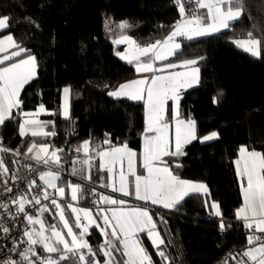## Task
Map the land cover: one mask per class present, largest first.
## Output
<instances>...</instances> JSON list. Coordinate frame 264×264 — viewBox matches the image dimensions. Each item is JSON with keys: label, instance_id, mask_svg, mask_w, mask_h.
<instances>
[{"label": "trees", "instance_id": "16d2710c", "mask_svg": "<svg viewBox=\"0 0 264 264\" xmlns=\"http://www.w3.org/2000/svg\"><path fill=\"white\" fill-rule=\"evenodd\" d=\"M195 2L181 0L187 11ZM5 16L9 27L2 33L12 34L21 47L30 50L9 62L31 54L38 63L37 77L22 90L20 108L0 126V142L12 150L5 161L13 171L16 150L26 154L34 138L20 135L22 115L43 105L53 112L43 120L55 132L54 146L63 149L61 171L68 172L73 161L83 156L76 151L83 142L91 144L90 184L81 187V203L89 204L94 187L104 179L96 153L125 143L140 151L144 140V102L108 94L135 74L134 66L117 54L123 46L114 43L110 23L133 24L130 34L139 46H146L171 33L181 19L179 6L176 0H0V17ZM258 26H264V0H243L242 16L228 28L183 42L166 62L196 60L200 70L199 84L185 90L180 103L181 117L196 121L198 139L184 147L185 155L170 156L166 162L179 178L205 183L222 217L211 214L204 207L205 196L195 193L172 209L154 208L168 260L146 240L153 264H238L242 259L238 254L248 246L245 225L236 218L242 197L234 161L243 145L264 153V42L261 57L255 58L234 41L248 37L249 32L260 38ZM64 87L71 88L68 119L61 114ZM221 91L219 103L213 104ZM213 131L218 132V139L200 142L199 138ZM105 139L111 145L104 144ZM3 180L7 185L10 182L0 178V189L5 187ZM66 180L62 177L61 182ZM90 233L88 241L102 259V236L96 229ZM59 264L76 262L70 258Z\"/></svg>", "mask_w": 264, "mask_h": 264}, {"label": "snow or ice", "instance_id": "6c2138e0", "mask_svg": "<svg viewBox=\"0 0 264 264\" xmlns=\"http://www.w3.org/2000/svg\"><path fill=\"white\" fill-rule=\"evenodd\" d=\"M181 14V21H178L173 26L171 33L163 40H157L155 43L146 46H139L130 37L124 35L120 39L114 41L116 44L126 43L129 45L127 54L117 53L122 59L129 63L136 61V71L138 73H155L163 71L156 69L153 61L166 60L169 56L176 55L177 50L181 45L175 42V37L184 35L188 39L195 36H203L211 33L220 32L221 29L229 27V22L239 19L243 14V0H196V5L200 9H206L207 15L204 19L210 23H203L202 18L195 13L190 18L187 17L184 4L181 0H176ZM106 21V26H108ZM9 27V17H0V30ZM39 27V25H37ZM118 27L126 29L130 27L127 21H122ZM261 37L257 38L253 32H249L247 39H239L234 41L238 48L247 52L252 57H261V44L264 42V26H258ZM9 48H16L18 51L11 53V56L5 55L0 58V64L4 61H9L12 57H17L21 52L30 53V50L21 47L13 35H7L0 39V53L6 52ZM141 57L146 58L141 61ZM203 59V57L201 58ZM196 60L184 61L182 67L196 64ZM167 68H175L176 64L169 63ZM38 63L34 55L28 54L26 58H22L7 66L0 67V125H4L6 120L12 118V110L19 109L22 101L20 100V92L24 85L29 83L37 75ZM199 82V68H191L186 72L169 73L168 75H152L149 78L129 81L119 86L115 91L108 94L114 98L127 97L133 101H143L145 106L146 128L143 146V168L146 169L147 175L136 174L137 153L130 150L127 144L120 147H110L107 150H101L96 153L100 159L99 168L106 170L108 173H114L115 166L120 165L119 171V188L111 185L113 191H119L123 195H129L128 176L124 172V161L127 160L128 173L135 178L134 189L135 197L138 200L151 202L152 204L162 205L166 209H172L179 204L189 194H202L210 197L209 189L204 183L191 182L180 179L174 175L167 162L162 160L164 156H183L185 145L198 139L196 135V121L188 118L187 120L180 118L179 99L180 90L192 87L193 84ZM70 89L65 87L63 115L65 119L69 118L68 95ZM223 92H219L213 97V104H218L222 98ZM169 100L174 102L171 116L175 120V135H174V151H170L173 140L169 136V122L166 115L169 112L166 105ZM44 106L41 105L37 113H23L25 117L38 115L39 112H44ZM32 126V127H28ZM45 125L35 119H25L20 124V135L25 136L31 133L32 136H49L55 135V132H45ZM147 133H155L147 135ZM107 135V134H106ZM219 138L216 131L205 135L200 139V142L211 141ZM104 144L111 145L110 139H105ZM38 148V151H35ZM83 150L85 155L90 151V142L85 141L79 146L76 151ZM12 151L5 148L0 142V153ZM63 149H53L49 151L48 145H37L33 143L27 148V153H34L33 159L37 163L45 165H60L61 156L58 154ZM16 155L19 150H16ZM43 154V155H41ZM91 157L82 161H73V165L80 163L91 167ZM157 162L164 166H158ZM237 176L241 180V191L243 196V205L236 211V218L245 221V227L250 230L251 235L247 236V247L238 255L242 259L238 264H264V153L249 150L246 146H241L238 149V158L234 161ZM180 165L177 164V167ZM77 168L72 169L73 174L77 173ZM9 168L5 165L4 159L0 157V178L7 176ZM11 179L15 182L17 177L12 175ZM39 179L43 181L48 188L55 189L56 192L63 197L65 189L58 187L56 181L60 179L59 172L48 171L41 173ZM7 180H3L5 187L3 192L13 193L12 187H7ZM107 187L109 185H101ZM28 191L36 187V181L28 182ZM71 189V199L78 200V194L81 192V185H69ZM49 193L46 189L43 190V199L49 200ZM100 201L104 204L123 205L124 200L117 201L108 196L101 195ZM11 205L15 206V213L9 210L8 202H0V209H4L7 214L13 219H17L19 214H24V219L27 221V227L23 231L22 237L18 238L19 243H26L27 247L17 252L18 243L14 240L13 246L10 249L17 252L19 260L11 257L0 261V264H59L60 261H68L74 258L76 264H100V261L95 257L97 252L93 250L85 236L91 235L89 232L90 226H95L101 230V234L105 237L104 243L100 245L99 251L103 253L104 264H121L116 260L114 252H120L126 259L122 264H152L151 257L146 249L142 246L137 234L147 230V235L151 239L154 247L159 249L164 240L160 238V234L156 231V224L153 217L149 214L147 208L136 207L130 210L122 208H112L111 217L106 214L105 209L100 208L97 212L98 217H102L103 226L97 222V219L92 218V210L80 208L77 209L71 204L67 205L72 213L75 214V228L80 229L79 232L73 231V226L69 224V220L65 216V210L60 206L56 199H51V204L56 208V215L63 224V228L67 229L65 234L58 230L55 224L48 227L44 221L38 216L28 214L26 205H41L39 196H31L28 194L18 193L10 198ZM205 208H211L214 215L222 217L219 204L209 201H204ZM37 211L42 215L44 212L50 211L47 205H42ZM88 221V223H84ZM114 221V223H113ZM39 225V230L34 226ZM220 230L225 231V222L221 219L219 224ZM108 229H111L110 233ZM12 229L0 222V232L10 234ZM50 232V235H46ZM259 233V234H258ZM118 241L121 247L114 243L113 239ZM23 238H26L23 239ZM39 245L44 252L48 254H58L56 258L52 255L40 256L36 251V246ZM165 261L168 257L163 251H159ZM35 257V259H33ZM231 259L235 260L236 256Z\"/></svg>", "mask_w": 264, "mask_h": 264}, {"label": "crops", "instance_id": "0c3cea01", "mask_svg": "<svg viewBox=\"0 0 264 264\" xmlns=\"http://www.w3.org/2000/svg\"><path fill=\"white\" fill-rule=\"evenodd\" d=\"M195 1H196V0H195ZM200 10L202 11L201 16H200L201 18H202L203 16L207 15V10H206V9H200ZM180 21H181V19H180ZM233 21H234V20H233ZM230 22H232V21H230ZM230 22H229V23H230ZM119 24H120V23H118V24L110 23V30H111V32L113 33V39H114V41H116V40L120 39L122 36L126 35L125 33L123 34V32L120 31V28L118 27ZM5 29H6V28H5ZM3 30H4V29H3ZM3 30H0V39H3V38L6 37L7 35H12V34H10V33H2ZM126 33H127L128 37H130L132 40L135 41L134 37L130 34V30H129V29L126 31ZM179 36H184V35H179ZM13 37H14V36H13ZM198 37H199V36H195V37H193L192 39H196V38H198ZM14 39H15V38H14ZM189 40H191V39H189ZM175 42H176V43H179V44L182 46V44L178 41V36L175 37ZM154 43H155V42H154ZM136 44H137V43H136ZM118 45H119V46H120V45L123 46V49H121V51H120L119 53L127 54L128 50H129V45L126 44V43H120V44H118ZM137 45H138V44H137ZM180 49H181V47H180ZM180 49H179V50H180ZM14 51H18V49H16V48H9L6 52H2V53H0V58H2V57L5 56V55H9V56H11V53L14 52ZM177 51H178V50H177ZM119 56H120V55H119ZM173 56H174V55L169 56L168 59H166V60L153 61L154 67H155L156 69H163V71H156L155 73H138V72L136 71V63H137V62H136V61H133V62L130 63V64H132V65L134 66V68H135V74H134L132 77H129V78H127V79H125V80L119 82V83H118V84H117V85H116L111 91H115L116 89L119 88L120 85H122V84H124V83H127V82H129V81L138 80V79H142V78H146V77L150 79V77H151L152 75H168L169 73L186 72V71H189V69H191V68H197V67H198L197 64L189 65V66H187V67H182L181 65L183 64V62H177V63H172V64H176L177 67H175V68H167L166 65H168L169 63H166V62H167L169 59H171ZM26 57H27V56H25V57H23V58H26ZM120 57H121V56H120ZM12 58H13V57H12ZM20 59H22V58H20ZM20 59H17V60H15V61H10V62H9V61H4L3 64H0V67L7 66V65H9V64H11V63H13V62H16V61L20 60ZM145 59H146V58L141 57V61H143V60H145ZM124 60H125V59H124ZM125 61H127V60H125ZM127 62H128V61H127ZM128 63H129V62H128ZM198 68H199V67H198ZM37 75H38V72H37ZM37 75H36V77H37ZM36 77H35V78H36ZM35 78H34V79H35ZM34 79H32V80H34ZM32 80H31V81H32ZM199 81H200V70H199ZM29 82H30V81H29ZM198 83H199V82H198ZM198 83L193 84V86H197ZM25 85H26V84H25ZM25 85H24V87H25ZM193 86H192V87H193ZM24 87H23V88H24ZM64 88H65V87H64ZM64 88H63V89H64ZM68 88L70 89V92H69V95H68V106H69V115H70L71 88H70V87H68ZM189 88H191V87H189ZM189 88L181 89V90H180V93H179V95H180V99H179L180 118L185 119V120H187V119L181 117L180 103H181V98H182V94H183V92H184L185 90H188ZM63 89H62V97H61V114H62V117L65 118L64 115H63V106H64V102H65ZM22 90H23V89H22ZM22 90H21V92H20V96H21ZM20 96H19V98H20ZM120 98H121V97H120ZM173 105H174V102H173L172 100H169V101L167 102V105H166L167 109H169V112H168V114L166 115V119H168V122H169V136H170V138L173 140V144H172V146H171V148H170V151H174V150H175V149H174L175 120L172 119L171 111H170V110L172 109ZM39 109H40V106H39L36 110H34V111L25 112V113H37V112L39 111ZM44 109H45L44 112H39L38 115H34V116H31V117H25L24 115H22L21 123H23V121H24L25 119H35V120H38V121L42 122V123L45 125V127H44V131H45V132H54V131H52V130H48V128H47V124H46V122L43 120L44 117L49 116V115H52L53 112L50 111V110H48V109H46L45 107H44ZM15 110H16V109H13V110H12V114L14 113ZM0 126H1V125H0ZM28 127L30 128V127H32V126H28ZM145 128H146V116H145ZM154 134H155V133H147V135H149V136L154 135ZM196 135H197V129H196ZM25 136H31V137H33V138H34L33 143H36L37 145H48V146H49V151H51V150H53V149H58V148H56V147L54 146V143H53V139H52V138L54 137V135H49V136H35V137H34V136L31 135V133H30V131H29V133H28L27 135H25ZM144 137H145V130H144ZM0 139H1V137H0ZM211 141H212V140H211ZM205 142H209V141H205ZM205 142H204V143H205ZM33 143H32V144H33ZM83 143H84V142H83ZM83 143H82V144H83ZM32 144H31V145H32ZM31 145H30V146H31ZM122 145H123V144H122ZM120 146H121V145H116V146H113V147H120ZM143 146H144V140H143L142 149H141L140 151H137V150H135V149H132V148H130L129 146H128V148H129L130 150H132V151H134V152L137 153L136 168H135V170H136V174H137V175H145V176H146V175H147V171H146V169L143 168V166H142V164H143V159H142ZM185 146H186V145H185ZM185 146H184V147H185ZM243 146H245V145H243ZM246 147H247V146H246ZM109 148H110V147H109ZM109 148H105V149H103V150H107V149H109ZM247 148H248L250 151L253 150V149H250L249 147H247ZM183 149H184V148H183ZM90 150H91V144H90ZM35 151H38V148H37L36 150H34V152H35ZM81 151H82V153H83V156L77 158L75 161H82V160H84V159H88L89 157H91V161H90V163H91V167H89L88 165H82V164H80V163H77V164H75V165L72 164V167H71V169H70L68 172H63V171H61V170L59 169V166H56V165H51V166H49V165H45V164H43V165L41 166V169H40V175H41V173L48 172V171H54V172L58 171V172H59L60 179L57 180V181H58L57 185H58V187H63V188L65 189V193H64V196H63V197H61V196L56 192L55 189L48 188L47 185H46L44 182H43V183H44V185H45V188H46L47 192L52 196L51 199H53V198L56 199L57 202L60 204V206H61L62 208H64V210H65V216H66V218L69 220V224H70L71 226H73V231H74V232H79L80 229H76V228H75V214L72 213V212L70 211V209L67 207V205H69V204H71L73 207H76L77 209L85 208V209H90V210H92V214H93L92 218L97 219V222H98L99 224H101L102 226H103V219H102V217H98V216H97V212H98V210H99L100 208L105 209L106 214H107L109 217H111V211H110V209H112V208H122V209H124V210H130V209H132V208H136V207H143V208H147V209H148L149 214L153 217V220H154V216H153V209H154V208H163V209H166V208H164L162 205H159V204H155V205H154V204H152L151 202H145V201H142V200H138V199H136V197H135V189H134V180H135V178H134L133 176H131V175L128 173V170H127V160L124 161V172H125V175L128 176V181H129L128 190H129V193H130L129 195L125 196V195H123V194H122L121 192H119V191H113V190H112L111 185H113V184L115 185V187L119 188V171H120V165L117 164V165L115 166L114 173H112V174L108 173L106 170H102V177H103L104 179H103V181H102L101 184H99L98 186H95V187H94V197H93V201H92L91 203H89V204H88V203H81V192L78 194V200H77V201H73V200L71 199V189H70L69 185H76V184H79V185H81V187H82V185H84V184H90V179H91V169H92L93 164H94V159H93L92 156L89 154L90 151H89V153L87 154V156L85 155V153L83 152V150H81ZM58 154L61 156V152L58 153ZM25 155H26L27 157H29L30 159L34 160V159L32 158L33 155H34V153H27V151H26V154H25ZM41 155H43V154H41ZM170 156H171V155H169V156H164V157H162V160H163V161H166V158H168V157H170ZM98 158H99V157H98ZM237 158H238V156H237ZM237 158H236V159H237ZM236 159H235V160H236ZM35 161H36V160H35ZM60 163H61V161H60ZM99 164H100V159H99ZM157 164H158V166H161V167L164 166L163 164H160L159 162H157ZM74 166H75V167L77 168V170H78L77 173H76L75 175H74L73 172H72V169H73ZM167 166H168V167L170 168V170L172 171L171 167H170L168 164H167ZM172 172H173V171H172ZM173 174H174V173H173ZM65 176L67 177V180H66L65 182H61V181H62V177H65ZM180 179H182V178H180ZM182 180L191 181V180H188V179H182ZM191 182H196V181H191ZM238 182H239L240 191H241V180H240L239 177H238ZM197 183H203V182H197ZM204 184H205V183H204ZM101 185H109V186H107V187H103V186H101ZM207 187H208V186H207ZM208 189H209V187H208ZM209 193H210V189H209ZM101 195L111 197V198H113V199H116L117 201H119V200H124L126 203L123 204V205H120V204H116V205L104 204L103 202L100 201V196H101ZM204 196H205V195H204ZM241 197H242V205H243L242 191H241ZM205 199H207V200L209 201V204H211L212 202H215V201H213V200L211 199V197H209V196H205ZM216 203H217V202H216ZM218 204H219V203H218ZM45 205H47L48 208L50 209V211H48V212H44V213L42 214V220L44 221L45 226L48 227V226H50V225H52V224H55V225L57 226L58 230L62 231V232L65 234V236H66L67 229H64V228H63V224H62V222L59 220V216L56 215L57 210H56V208L51 204V200L48 201ZM242 205H241V207H242ZM219 208H220V206H219ZM208 210H209V212H210L211 214L214 215V211H215V210L211 209L210 207L208 208ZM240 220H241V221L244 223V225H245V221H244L243 219H240ZM154 222H155V220H154ZM84 223L87 224L88 221H84ZM113 223H114V221H113ZM155 224H156V222H155ZM92 229H96V230L100 233V235L102 236V239H103V241H102V244H103V243H104V240H105V237L101 234V230L98 229V228H96V227L93 225V226H90V227H89V232H90ZM108 231H109V233H110L111 229H108ZM156 231L159 232V234H160V238H162V239L164 240V238H163V236H162L160 230L158 229L157 225H156ZM45 234H46V235H50V232H46ZM137 236H138L139 240L141 241L142 246L146 249L148 255L151 257V261H152V264H153V258H152V255H151V253H150V251H149V249L147 248L146 243H145V241L148 240V241L152 244L151 239H150V238L148 237V235H147V230L144 231V232H140V233H138ZM66 238L69 239V240L71 239L70 237H67V236H66ZM109 238L114 240V238H111L110 236H109ZM85 239L88 240V237L85 236ZM88 242H89V241H88ZM114 243H116L118 247H121V248H122V245H120L118 241H115V240H114ZM89 244H90V242H89ZM152 246H153V244H152ZM153 247H154V246H153ZM164 247H165V242H164V244H161V245L159 246V249H157L156 247H154V248L157 250V253H158L159 251H163V252L165 253V255H166V252H165ZM93 250H94V249H93ZM36 251H37V253H38L40 256H48V255H52L53 258H56L57 255H58V254H48V253L44 252L43 249H42L39 245L36 246ZM99 253H100V255L102 256V259H101L100 257H98L96 260L100 261V264H104V260H105L106 258L104 257V255H103L102 252L99 251ZM42 254H43V255H42ZM113 254H114V256L116 257V260H117L118 262H121V264H122V262L126 259V257H124L120 252H114ZM33 258H34V257H33Z\"/></svg>", "mask_w": 264, "mask_h": 264}, {"label": "built area", "instance_id": "2783aa9c", "mask_svg": "<svg viewBox=\"0 0 264 264\" xmlns=\"http://www.w3.org/2000/svg\"><path fill=\"white\" fill-rule=\"evenodd\" d=\"M185 11L187 13L186 18H190L193 13L200 16V8L197 7L196 2L194 8L191 11H187L186 9ZM187 40L189 39L185 36H179L178 38V41L181 44ZM5 155L6 153H0V157L4 159L5 165L9 168V173L5 177L10 179V182L7 187H12L13 193H5L3 192V188L0 189V202H8L9 210L15 213V206L11 205L10 203V198L14 194H28L29 198H31V196H39L41 198V205H35L34 203L32 205H26V211L28 212V214L33 215L34 217L38 216L42 219V215L37 211V209L40 208L42 205H45L48 201L51 200L52 197L49 194V200L43 199V190L46 188L44 183L39 179L40 169L43 163H37V161L30 159L25 154L19 153L15 160L13 171H11L9 164L5 161ZM13 174H15V176L17 177V180L15 182L11 179ZM31 180L36 181V187L32 188L31 192L29 193L27 185L28 182ZM0 222L4 223L5 226H8L12 229L10 234H4L0 232V261H3L9 257H11L12 259L19 260L17 252L27 247L26 243H19L18 241V238L22 237L23 231L28 226L27 221L24 219V214L21 213L19 214V217L17 219H13L7 214L4 209H0ZM34 227L39 230L40 226L35 225ZM244 231L248 235L252 234L250 230L246 227H244ZM23 239L26 240V238ZM14 240L18 243L17 252H13L10 250L13 246ZM97 258L98 255H96L95 259ZM21 264L25 263L22 261Z\"/></svg>", "mask_w": 264, "mask_h": 264}, {"label": "rangeland", "instance_id": "374dc122", "mask_svg": "<svg viewBox=\"0 0 264 264\" xmlns=\"http://www.w3.org/2000/svg\"><path fill=\"white\" fill-rule=\"evenodd\" d=\"M199 14H200V16H201V13H200V12H199ZM205 17H206V15L202 17V21H203V23H205V24H206V23H210V21L204 19ZM128 24L130 25V27H128V28H126V29H123V30L120 29V31L123 32V34L125 33L126 36H128L127 33H126V31H127L128 29L130 30V29L134 28V25H133V24H130V23H128ZM221 30H223V29H221ZM216 33H217V32H216ZM211 34H214V33H211ZM211 34H208V35H211ZM185 37H186V36H185ZM178 38H179V36H178ZM247 38H248V37H240V38H237L236 40H239V39H247ZM236 40H235V41H236ZM197 68H198V67H197ZM189 70H190V69H189ZM198 84H199V83H198ZM198 84H197V85H198ZM193 87H195V86H193ZM193 87H191V88H193ZM191 88H189V89H191ZM42 182H43V181H42ZM56 183H58V181H56Z\"/></svg>", "mask_w": 264, "mask_h": 264}, {"label": "water", "instance_id": "95a60500", "mask_svg": "<svg viewBox=\"0 0 264 264\" xmlns=\"http://www.w3.org/2000/svg\"><path fill=\"white\" fill-rule=\"evenodd\" d=\"M108 21H109V22H112V20H111V19H109Z\"/></svg>", "mask_w": 264, "mask_h": 264}]
</instances>
